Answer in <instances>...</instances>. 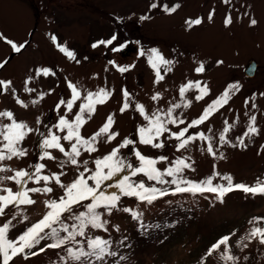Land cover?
<instances>
[{"label": "rangeland", "instance_id": "1", "mask_svg": "<svg viewBox=\"0 0 264 264\" xmlns=\"http://www.w3.org/2000/svg\"><path fill=\"white\" fill-rule=\"evenodd\" d=\"M153 3L156 8L150 7ZM165 6L175 11H165ZM229 16L231 23L226 24ZM196 19L201 23H190ZM251 20L257 23L252 25ZM0 34L6 38L0 39V80L11 81L8 90L0 89V112L10 111L17 122L28 126L25 138L16 145L26 154L0 161V168L8 169L0 172V177L24 170L34 175L32 179L24 178L23 187L41 189L28 192L35 203L10 205L0 215V227L11 222L7 238L17 240L51 210L46 202L64 196L61 184L69 185L82 172L87 179L96 170L94 161L113 149L118 148V158L132 166L124 167L101 184L100 191L105 195L120 197L117 209L110 214L98 209L101 220L107 222L104 228L89 225L85 235H76L75 240H68L59 248L47 247L54 238L45 237L9 264H80L68 258L67 249L91 251L87 242L96 237L111 241L109 251L116 255H105L102 260L91 258V264H264V244H260L259 235H250L253 228H264V194L250 196L238 190L225 194L223 200L217 198L218 193L209 191L159 197L164 192L176 193L178 186L190 187L186 182L200 183L209 178L213 187H227L229 181L225 177H230L233 185L252 187L258 181L264 183V0H0ZM113 36L116 39L111 44L99 43ZM7 40L23 47L16 52ZM60 47L72 52L73 57L61 52ZM153 49L170 63L158 60ZM250 61L260 67L251 79L244 74ZM201 65L204 70L197 72ZM44 68L50 70L49 74L37 75V70ZM120 68L126 71L121 72ZM190 82L192 86L187 87ZM69 83L80 93L71 110L66 106L72 100ZM197 83L199 87L195 86ZM230 85L238 87L230 90ZM205 88L206 94L197 99ZM101 89L110 93L105 102L95 104L92 113H81L80 106L88 103V93ZM226 90L227 102L203 123L193 126L192 121L199 119ZM125 103L129 106L122 112ZM137 105L143 106V115ZM77 114L85 121L79 129L84 139L97 133L109 116L114 122L108 133L91 141L95 151L88 152L77 145L80 156L75 157L78 162L73 165L58 149L43 148V141L57 135L70 152L75 139L63 140L67 129L61 131L57 125L62 117L74 122ZM154 114L167 129L153 141L163 144L160 148L139 142L138 129L147 127L149 120L145 116L154 119ZM9 123L6 117H0V126ZM253 128L256 131H251ZM184 129L185 136L177 140L173 134ZM112 133L118 135L109 140ZM125 139L135 143L121 147ZM184 140L188 142L180 148ZM5 143L0 138V148ZM209 146L212 152L208 151ZM135 151L157 160L155 167L163 173L165 183L148 180L142 173L132 175L140 163ZM45 152L54 159L45 156ZM40 164L44 168L36 173ZM176 167L179 172L166 174L167 169ZM37 175L50 179L37 183ZM57 176L60 183L56 182ZM125 176L134 185L143 182L145 187L156 188L159 198L148 203L124 195L116 185ZM88 184L94 185V181L89 179ZM45 187L52 191L44 192ZM4 189L15 193L21 187L14 180L3 179L0 195H7ZM88 203L91 201H84L74 206L72 213L61 216L68 231H59V235L66 237L79 231L80 221L71 216L85 212ZM181 206L192 210L193 216L172 229L169 238L149 246L130 242L140 224L158 217L163 210ZM124 208L131 211L125 212ZM133 212L137 213L136 218ZM53 227L59 230L60 224ZM225 236L230 237L227 245L209 255L211 246ZM222 254L236 259L224 260Z\"/></svg>", "mask_w": 264, "mask_h": 264}, {"label": "snow or ice", "instance_id": "2", "mask_svg": "<svg viewBox=\"0 0 264 264\" xmlns=\"http://www.w3.org/2000/svg\"><path fill=\"white\" fill-rule=\"evenodd\" d=\"M225 3H228L229 0H224ZM151 8H156L157 4L153 3L150 5ZM165 11H175V8L169 9L167 6H165ZM148 17H143V19H147ZM209 19H211V15L209 16ZM191 24H200L201 21L199 19L193 20L190 22ZM226 24L231 23V17H227L225 20ZM257 22L256 20H251V24L255 25ZM0 39H6L3 37L2 34H0ZM52 39L55 41V37H52ZM116 37L113 36L108 41H100L101 44H111L113 40H115ZM7 43L12 46V49L16 52H19L23 45H16L11 40H7ZM97 45H93V47H96ZM119 50V49H114ZM61 52H65L70 58L73 57V53L68 51L65 47H60ZM152 52L156 56L158 60H160L164 64H169L170 61L164 60L162 56L157 52L156 49H153ZM151 62V61H150ZM153 67H156L155 63L152 65ZM0 67H3L2 64H0ZM121 72L126 71V68H120ZM204 70L203 65L196 68L197 72H202ZM49 69L44 68L37 70V75H40L43 73L44 75L49 74ZM160 78V77H158ZM11 86V81H4L0 80V89L8 90ZM191 82L187 87H191ZM196 87H199V84L197 83L195 85ZM69 87L72 89V100L67 102V108L68 110H71L73 107V103L75 100L80 98V93L77 91L76 86L69 83ZM237 85H230L229 89H235L237 88ZM28 90V89H26ZM14 92L15 90L12 89ZM185 91V87L181 88V94L183 95ZM207 89H201V95L197 97V99H202L203 95L206 94ZM110 95L107 91L104 89H101L98 93H88L86 99L88 103L80 106V111L83 113L85 110L88 113H92L94 111V105L97 103H104L106 98ZM124 96L127 98L128 92L127 90H124ZM229 96V91H225V93L218 98L217 100L213 101L211 105H209L208 108L205 109L203 114L199 117V119L192 121V125H198L203 123L209 115L215 111L219 106H222L224 103L227 102ZM157 97H153V99H156ZM128 103H125L123 107L121 108V111L123 112L125 109L128 108ZM176 107H179L177 105ZM137 109L139 112L143 115L144 114V108L142 105H137ZM171 114V109L169 110V115ZM155 116V114H154ZM0 117H6L8 120L11 121L9 124H4L0 126V138H2L3 141H6V143L3 145V148H0V161H4L5 159H12L14 156H24L26 154L25 150L17 148L16 145H18L27 134L25 132V129H27V125L23 122H17L14 119L13 113L10 111H4L0 112ZM146 120H149V125L147 127H141L138 129L139 133V142L144 145H151L154 148H160L163 147V144L161 143H154V139L156 137H159L163 132H165L167 129L162 124L160 118L158 116H155L154 119H150L148 116H145ZM254 119V118H253ZM84 119L81 115L77 114L75 117L74 122H69V120L65 118H61L59 121V124L57 127L63 131L64 129H67V135L63 137V140L71 142L73 139H75V143L71 144V151L68 152L65 150V148L61 145L60 140L61 137L57 135H51L50 138H46L43 141V148L48 149H58L61 153H63L65 156H68L70 158V162L75 165L77 164V159L75 157L80 156V150L77 147V145H82L85 147V150L88 152L95 151V149L91 146V141H94L97 136L108 133L109 128L114 122L112 117L109 116L107 118V121L105 124L99 129L97 133H95L90 139H84L81 137L79 129L84 123ZM172 123H175V121H171ZM29 131H31L29 129ZM187 129H184L183 131L179 132L178 134H173L176 136L177 140H180V138L185 136V132ZM251 131H256L254 128L251 129ZM118 135L117 133H112L108 136V139H114L115 136ZM201 139H203V134H200ZM223 139V136L221 137ZM187 140L182 141L179 144L180 148L185 147L187 144ZM135 143V141L130 139H125L123 141V144L121 147H127L128 145H131ZM5 150H7V154H5ZM209 152H212L211 146L208 148ZM118 152L119 149H113V151L104 156L102 159H97L94 161L96 165V170L93 172L87 179L84 177V173H80L79 176L71 182L69 185L64 186L60 185L65 189L64 196L60 197L59 200H53L47 203V207L51 210L48 211L42 219H40L38 222L33 224L31 227H29L23 234H21L17 240H11L7 238V232L9 228V224L6 223L3 225V227H0V257H2V264H9L10 261L13 260L17 255L25 253L26 249H32L36 244H38L41 240L45 239V237H48L49 239L55 238V243L47 245V247L50 248H59L62 245H65L68 240H75L76 235L83 236L85 235V228L87 226H91L92 228L101 229L105 227L106 221L101 220L102 213L98 211V209L103 208L105 211H107L109 214L114 210L117 209L118 202L120 200V197L116 194L111 195H105L102 191H100L101 184L103 181L111 180L114 176L118 175L120 172L124 170V167H132L130 164L125 165L122 161V159L118 158ZM134 155L137 157L139 163V166L134 168L132 171V175H137L139 173L144 174L148 180H156L159 183H165L163 180V173L155 167L157 160L153 158L146 157L142 155L139 151H135ZM45 156H48L50 159H54V157H51L47 152H45ZM160 160L166 159V157H160ZM87 161H84V164L87 165ZM178 163H183L178 162ZM187 167V165H185ZM44 168L43 164L36 166V173H39ZM107 168L108 171L105 172L104 169ZM8 169L0 168V172L7 171ZM88 171V169H85ZM180 168H169L166 170V174L168 176H173L175 172H179ZM34 174H30L27 171L20 170L16 171L14 176L11 177H0V180L3 179H9L14 180L20 187L21 190L13 193L11 189H4L7 193V195H0V215H3L5 212V209L9 207L10 205L15 204H33L35 203L34 200H32L28 196V192H39L41 189L39 188H31V189H25L23 187L25 181L24 178L28 177L29 179L33 178ZM36 182L39 183L40 180H43L47 182L50 177L48 176H36L35 177ZM94 181V185H89L88 180ZM229 181L227 187L223 186H212V179L209 178L206 181L200 182V183H193V182H186L190 185L189 188H182L177 187L175 189L176 192H183V191H209L218 193L219 198H223V196L233 191L234 189L243 190L246 193H252V194H264V183L257 182L255 186L249 187L245 184H235L233 185L231 183L230 177H225ZM129 178L125 176L117 185L120 189V191L126 195V196H135L139 198L140 200L144 201L146 200L148 203H152L154 199H156V193L157 189L152 187L148 188L145 187V184L143 182H140L139 184H132L128 182ZM56 182L60 183L59 177H56ZM173 183H176L175 180L172 181ZM204 185H207L205 187ZM44 192H51L52 189L49 187H45L43 189ZM99 193V195H98ZM162 195L167 194L166 192L161 193ZM90 200L91 203H88L86 207L85 212H80L78 215H72L71 218L75 220L80 221L79 225V231L75 233H69L67 237H60L59 231L67 232L68 228L63 224V221L61 220V216H63L64 213H72L73 208L76 205L82 204L84 201ZM123 211L129 212L131 211L128 208H124ZM133 217H137V213H132ZM54 224H60V229L53 227ZM46 229H50V232H46ZM251 236L255 237L259 235L260 237V243L264 244V228H253L251 233ZM230 237L225 236L222 237L220 240H218L215 244L211 246L209 249V255L212 254L214 251H218L221 247V245H227ZM111 245V241L109 240H103L100 237H96L95 239H89L87 242L88 249L91 251H85L83 248L78 249L74 251L73 249L69 248L67 249L68 252V258H70L73 261H78L80 264H91V258H95L97 260H102L105 255H111L115 256V252L109 251ZM44 249L41 248L40 251H43ZM32 255H36L37 253L32 252ZM27 258V257H25ZM224 260H235L236 258L227 255L222 254L221 256Z\"/></svg>", "mask_w": 264, "mask_h": 264}, {"label": "trees", "instance_id": "3", "mask_svg": "<svg viewBox=\"0 0 264 264\" xmlns=\"http://www.w3.org/2000/svg\"><path fill=\"white\" fill-rule=\"evenodd\" d=\"M183 192L188 193V194H191V193L197 194V195H201L203 193V192H198V191L196 192L183 191ZM183 192H180V193H183ZM229 194H232V193H226V195H229ZM247 194H249L250 196L254 195L252 193H247ZM224 196L222 199L219 197L218 199L223 200ZM163 211L164 212L158 215V217L149 219L148 221L145 222V224H140L136 230L134 229L133 235H132L133 239L130 242L135 243L134 245L141 244L144 246L145 245L149 246L150 243L157 242L163 238L164 239L169 238L171 236L172 229L176 228L178 224L182 225V223L185 220H188L189 218L193 216V213H191L192 210L187 208V206H181V208L170 209L169 211H166V210H163ZM60 237L63 238V236L61 235ZM53 243H55V238H54ZM92 260H97V259L93 257Z\"/></svg>", "mask_w": 264, "mask_h": 264}, {"label": "water", "instance_id": "4", "mask_svg": "<svg viewBox=\"0 0 264 264\" xmlns=\"http://www.w3.org/2000/svg\"><path fill=\"white\" fill-rule=\"evenodd\" d=\"M259 69L260 67L256 61H250L247 68L244 70V74L247 78L251 79L256 76Z\"/></svg>", "mask_w": 264, "mask_h": 264}]
</instances>
